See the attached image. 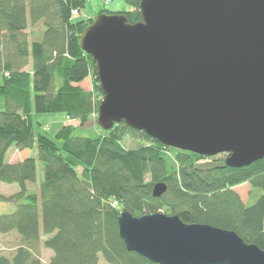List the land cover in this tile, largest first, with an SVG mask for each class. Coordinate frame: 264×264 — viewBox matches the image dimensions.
I'll use <instances>...</instances> for the list:
<instances>
[{
	"label": "trees",
	"instance_id": "16d2710c",
	"mask_svg": "<svg viewBox=\"0 0 264 264\" xmlns=\"http://www.w3.org/2000/svg\"><path fill=\"white\" fill-rule=\"evenodd\" d=\"M125 1L133 11L120 14L131 24L141 21L142 1ZM85 6V0H0V98L6 105L0 185L19 186L10 197L0 195L16 206L0 215V235L20 238L13 257H0V264H43L42 247L51 252L48 264H100L102 256L108 264H153L127 250L118 226L124 212L177 215L185 224L234 231L264 251V160L234 169L224 155L222 164L200 170L203 157L165 147L124 123L107 132L98 124L96 131L85 129L102 102L94 108L93 94L79 87L92 76L99 83L94 59L80 48L81 34L94 21L72 15ZM31 28L42 30L37 41L29 39ZM96 90L102 97L99 85ZM41 114H65L71 123L53 138L38 134L34 118ZM129 136L148 145L128 150L123 142ZM12 147L38 151L42 182L36 158L8 162ZM157 183L167 184L162 198L153 196ZM243 184L250 185L247 204L235 191Z\"/></svg>",
	"mask_w": 264,
	"mask_h": 264
},
{
	"label": "water",
	"instance_id": "95a60500",
	"mask_svg": "<svg viewBox=\"0 0 264 264\" xmlns=\"http://www.w3.org/2000/svg\"><path fill=\"white\" fill-rule=\"evenodd\" d=\"M141 1V21L101 14L81 34L101 129L124 123L170 149L228 155L234 169L264 160V0ZM118 219L127 250L153 264H264L234 231L162 213Z\"/></svg>",
	"mask_w": 264,
	"mask_h": 264
},
{
	"label": "rangeland",
	"instance_id": "374dc122",
	"mask_svg": "<svg viewBox=\"0 0 264 264\" xmlns=\"http://www.w3.org/2000/svg\"><path fill=\"white\" fill-rule=\"evenodd\" d=\"M85 8L81 11L78 16H76L75 19H81L86 21H93L100 15V14H120L124 11H133L127 2L125 0H85ZM90 23V22H88ZM41 28H31L28 30L29 39L30 41H37L38 40V34L41 32ZM26 71L30 72V68L26 69ZM2 81V77L0 76V83ZM100 86L99 83H97V80L95 79V76H92L88 78L86 81H84L82 84L79 85V87L87 92H91L93 94V101H94V108H96V103L98 102V99H103L104 96H100L98 91L96 90L97 86ZM76 86V85H75ZM103 94V93H102ZM101 97V98H100ZM6 105H5V99L0 98V113L5 111ZM99 114V113H98ZM97 114H94L91 116V118L88 121L87 126L85 127L86 130L93 129L96 131V124L97 123ZM69 118L66 117L65 114H41V115H35L34 122L36 125V132L38 134H42L43 132H47V135L50 137H54L55 133L58 132L63 125H68ZM99 125V124H98ZM112 130V129H111ZM125 147L129 149H138L141 146H147L148 144L144 141L134 139L132 137H128L124 140ZM29 158H36L37 159V169H38V179L39 182H42L44 179V168L42 163L38 160V151L34 150L32 152H18L16 148L12 147L10 150L7 159L8 162L11 163H19L25 159ZM225 159L224 155H218L213 158H204L199 159L196 163V166L200 170H206V168H212L216 167L218 164H222ZM81 173V169H80ZM19 191V186L17 184L7 185L1 183L0 185V195L2 194L5 197H10L13 194L17 193ZM235 191L238 192L242 198V200L247 204L249 203L250 198V185L249 184H243L239 185V187L235 188ZM16 206L10 203H5L0 201V215L2 214H11L15 210ZM20 247V238L18 234L11 233L7 235H0V257H13L16 250ZM41 255V261L43 264H48L50 261L52 255L51 252L44 247L41 248L40 254ZM100 264H108L105 262L103 256L100 257Z\"/></svg>",
	"mask_w": 264,
	"mask_h": 264
},
{
	"label": "built area",
	"instance_id": "2783aa9c",
	"mask_svg": "<svg viewBox=\"0 0 264 264\" xmlns=\"http://www.w3.org/2000/svg\"><path fill=\"white\" fill-rule=\"evenodd\" d=\"M72 15L74 16V18H76V16H78V13L74 11Z\"/></svg>",
	"mask_w": 264,
	"mask_h": 264
}]
</instances>
